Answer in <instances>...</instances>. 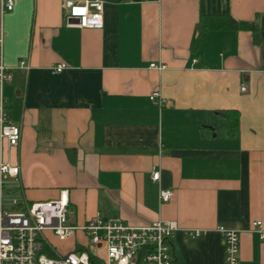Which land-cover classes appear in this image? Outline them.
<instances>
[{
  "label": "crops",
  "instance_id": "1",
  "mask_svg": "<svg viewBox=\"0 0 264 264\" xmlns=\"http://www.w3.org/2000/svg\"><path fill=\"white\" fill-rule=\"evenodd\" d=\"M68 1L13 0L2 12L0 0V58L13 75L0 102L21 127L18 147L0 152L20 166L13 196L45 202L67 189L70 224L174 221L175 264H224L217 228L233 229L237 264H264L251 229L264 231V0L226 1L253 30L202 35L199 0H104L99 28L68 25ZM44 235L49 255L83 240Z\"/></svg>",
  "mask_w": 264,
  "mask_h": 264
},
{
  "label": "built area",
  "instance_id": "2",
  "mask_svg": "<svg viewBox=\"0 0 264 264\" xmlns=\"http://www.w3.org/2000/svg\"><path fill=\"white\" fill-rule=\"evenodd\" d=\"M104 0H70L65 3V20L68 25L79 28H99L102 24ZM13 0H1V11H10ZM2 36L0 33V43ZM1 49V48H0ZM19 68L27 69L24 61ZM66 67L59 63L53 67L60 72ZM150 68L162 69L163 64L150 63ZM12 70L0 58V87L12 80ZM244 90V87H240ZM154 101L159 97L157 90L149 94ZM21 127L8 119L5 107L0 102V152L2 145L18 147ZM0 154V264H175L171 235L176 223L171 220H157L141 226L125 223L119 217L103 219L93 216L81 224H70L69 192L60 189L58 196L45 202H18L13 196L19 188L20 166L4 160ZM158 169L151 167L150 178L157 181ZM16 184H12V182ZM11 195V196H10ZM171 197L168 189L158 190L160 202ZM223 242L224 264L238 263L239 238L233 229L218 227ZM251 229L261 238L264 231L259 221L251 222ZM50 230L64 240L79 232L83 240H78L72 250L65 253L47 254L44 232ZM191 237L199 235V230L189 232Z\"/></svg>",
  "mask_w": 264,
  "mask_h": 264
},
{
  "label": "trees",
  "instance_id": "3",
  "mask_svg": "<svg viewBox=\"0 0 264 264\" xmlns=\"http://www.w3.org/2000/svg\"><path fill=\"white\" fill-rule=\"evenodd\" d=\"M199 0L198 32L202 35L210 29H244L253 30L251 22L236 21L228 14L227 0Z\"/></svg>",
  "mask_w": 264,
  "mask_h": 264
}]
</instances>
